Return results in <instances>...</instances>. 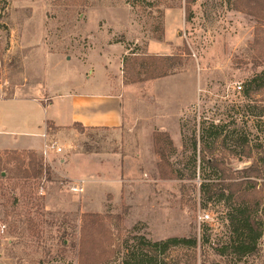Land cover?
I'll use <instances>...</instances> for the list:
<instances>
[{
    "label": "rangeland",
    "instance_id": "374dc122",
    "mask_svg": "<svg viewBox=\"0 0 264 264\" xmlns=\"http://www.w3.org/2000/svg\"><path fill=\"white\" fill-rule=\"evenodd\" d=\"M263 9L264 0H0V89L8 98L40 83L43 55L91 47L93 24L108 28L100 16L116 28L127 23L130 36L117 31L108 42L139 55L125 67L121 129L75 125L61 153L37 154L38 170L50 169L37 177L23 152H0V264H262L263 238L260 253L240 257L231 207L202 201L200 176L212 179L214 170L193 143L202 126H214L219 138L207 141L227 167L264 164V87L252 84L264 73ZM168 15L180 23L179 45L170 43V56H143L147 40H163ZM93 153L121 174L124 198L107 195L103 207L100 191L118 187H95L94 209L83 213L62 172ZM257 183L264 223V180ZM174 238L191 243L151 246Z\"/></svg>",
    "mask_w": 264,
    "mask_h": 264
},
{
    "label": "crops",
    "instance_id": "0c3cea01",
    "mask_svg": "<svg viewBox=\"0 0 264 264\" xmlns=\"http://www.w3.org/2000/svg\"><path fill=\"white\" fill-rule=\"evenodd\" d=\"M102 19L108 28L101 31L99 24H93L90 31L96 34L93 37L95 43L88 49L83 48L70 56L58 53L42 56L40 83L24 84L18 96L10 98L0 89V152L41 154L47 144L58 145L59 141L73 135L75 125L85 130L122 128L126 114L125 67L133 60L131 58L139 55L131 53L125 43L108 42L117 31H125V35L130 36L126 31L127 23L116 28L105 16L97 20ZM179 25L168 15L163 40H147L143 56H170V43L179 45V39L174 36V29ZM140 42L141 39L136 38L134 46ZM76 157L75 163L65 166L62 174L83 189L79 194L83 213L94 209L97 195L93 188L104 184L112 183L118 188L116 192L100 191L98 197L103 207L108 202L107 195H111L114 202L123 200L121 174L117 177L102 167L109 157L97 153ZM70 158L62 162L67 163ZM262 241L264 249V236Z\"/></svg>",
    "mask_w": 264,
    "mask_h": 264
},
{
    "label": "trees",
    "instance_id": "16d2710c",
    "mask_svg": "<svg viewBox=\"0 0 264 264\" xmlns=\"http://www.w3.org/2000/svg\"><path fill=\"white\" fill-rule=\"evenodd\" d=\"M258 81H260L259 88H263L264 73L256 77L252 84H256ZM212 130L218 132L219 128L212 126L211 130H205L202 126L199 141L195 138L193 143V150L195 154H199L201 165L214 170L212 179L207 176H200L201 199L207 204L213 201L225 202L231 207L232 213L229 214L228 218L233 233L237 235L238 255L240 257L253 256L261 252L260 243L264 235V223L258 217L261 200L256 196L257 180H264V164L261 165L260 162L256 161L249 167L236 170L227 167L226 160L215 155V150L209 147L207 140L210 137L215 136L216 140L219 138V133H214ZM158 137H156V145L159 146ZM167 140L172 146L168 136ZM198 142L200 143V149L198 148ZM158 153L162 157L160 151ZM23 154L30 158L32 165H36L34 166L33 176L37 177L44 170L50 171L49 168L42 167L41 170H38L36 153L23 152ZM179 178L182 179L183 177L180 176ZM86 217L88 216L86 215ZM189 243L191 242L188 240L174 238L165 242L151 244V246L155 251L166 252L171 248L186 246Z\"/></svg>",
    "mask_w": 264,
    "mask_h": 264
},
{
    "label": "built area",
    "instance_id": "2783aa9c",
    "mask_svg": "<svg viewBox=\"0 0 264 264\" xmlns=\"http://www.w3.org/2000/svg\"><path fill=\"white\" fill-rule=\"evenodd\" d=\"M238 89L241 91L242 87H239ZM51 151L61 153L62 148H60L56 143H49L45 146V149L43 151V156L47 159ZM72 191L75 193H82L83 189L81 187H73ZM201 219L202 220L209 219V215L206 214Z\"/></svg>",
    "mask_w": 264,
    "mask_h": 264
}]
</instances>
